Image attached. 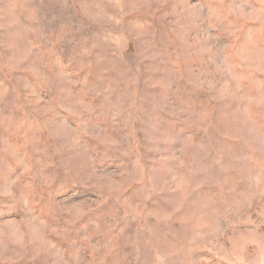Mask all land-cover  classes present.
Returning a JSON list of instances; mask_svg holds the SVG:
<instances>
[{
  "label": "rangeland",
  "instance_id": "obj_1",
  "mask_svg": "<svg viewBox=\"0 0 264 264\" xmlns=\"http://www.w3.org/2000/svg\"><path fill=\"white\" fill-rule=\"evenodd\" d=\"M0 264H264V0H0Z\"/></svg>",
  "mask_w": 264,
  "mask_h": 264
}]
</instances>
